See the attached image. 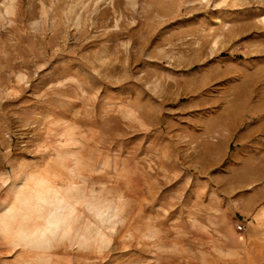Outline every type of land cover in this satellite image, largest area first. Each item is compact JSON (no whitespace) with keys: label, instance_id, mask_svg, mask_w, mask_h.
<instances>
[{"label":"rangeland","instance_id":"obj_1","mask_svg":"<svg viewBox=\"0 0 264 264\" xmlns=\"http://www.w3.org/2000/svg\"><path fill=\"white\" fill-rule=\"evenodd\" d=\"M0 264H264V0H0Z\"/></svg>","mask_w":264,"mask_h":264}]
</instances>
